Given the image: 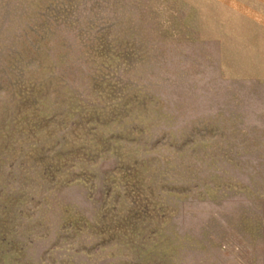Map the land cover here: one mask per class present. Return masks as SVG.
Here are the masks:
<instances>
[{"label":"rangeland","instance_id":"rangeland-1","mask_svg":"<svg viewBox=\"0 0 264 264\" xmlns=\"http://www.w3.org/2000/svg\"><path fill=\"white\" fill-rule=\"evenodd\" d=\"M0 264H264V0H0Z\"/></svg>","mask_w":264,"mask_h":264}]
</instances>
